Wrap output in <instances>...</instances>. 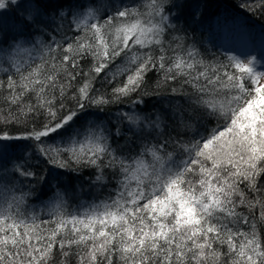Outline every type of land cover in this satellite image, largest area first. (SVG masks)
<instances>
[{"label": "snow or ice", "instance_id": "1", "mask_svg": "<svg viewBox=\"0 0 264 264\" xmlns=\"http://www.w3.org/2000/svg\"><path fill=\"white\" fill-rule=\"evenodd\" d=\"M198 9L0 0V264H264V71L205 48ZM64 174L93 199H42Z\"/></svg>", "mask_w": 264, "mask_h": 264}, {"label": "trees", "instance_id": "2", "mask_svg": "<svg viewBox=\"0 0 264 264\" xmlns=\"http://www.w3.org/2000/svg\"><path fill=\"white\" fill-rule=\"evenodd\" d=\"M192 2L199 5L192 27L203 46L221 55V58L224 53L241 57L254 54L260 61L257 64L259 70L264 64V16L245 11L241 7L244 0H192ZM145 99L146 103L141 105L145 109H152L153 106L162 108L168 104L164 97ZM129 107L127 104L113 106L111 111L115 113L119 110H128ZM112 119H115V115ZM57 183H67L69 186L70 204L93 199L94 193L89 192L87 182L67 174L62 175L59 181L54 175H49L45 184L37 185V191L41 192L42 199L46 200L52 195ZM34 203L38 204L39 201L34 200Z\"/></svg>", "mask_w": 264, "mask_h": 264}, {"label": "rangeland", "instance_id": "3", "mask_svg": "<svg viewBox=\"0 0 264 264\" xmlns=\"http://www.w3.org/2000/svg\"><path fill=\"white\" fill-rule=\"evenodd\" d=\"M247 56V55H246ZM246 56H244V57H246ZM249 56H255L254 54L252 55V54H250ZM243 58V57H242ZM259 71H264V64L263 65H261V67L259 68Z\"/></svg>", "mask_w": 264, "mask_h": 264}]
</instances>
